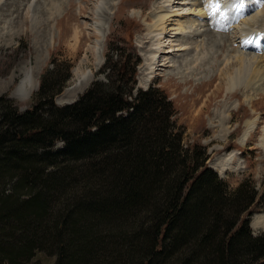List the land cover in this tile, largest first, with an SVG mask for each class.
Segmentation results:
<instances>
[{"label":"trees","instance_id":"obj_1","mask_svg":"<svg viewBox=\"0 0 264 264\" xmlns=\"http://www.w3.org/2000/svg\"><path fill=\"white\" fill-rule=\"evenodd\" d=\"M123 50L72 104H55L72 66L54 61L31 108L0 97V264L38 251L56 264H264L251 227L264 193L250 177L230 188L205 148L183 145L167 97L135 96L138 58Z\"/></svg>","mask_w":264,"mask_h":264},{"label":"rangeland","instance_id":"obj_2","mask_svg":"<svg viewBox=\"0 0 264 264\" xmlns=\"http://www.w3.org/2000/svg\"><path fill=\"white\" fill-rule=\"evenodd\" d=\"M117 1L114 5L113 0H0V97L14 99L20 111L31 108L41 76L46 69L54 67V61L60 66H72V77L54 98L55 104H72L94 80L105 79L101 72L108 49H125V54L132 53L139 62L135 96L138 88L158 89L173 106V118L183 130L186 148H205L209 154L208 165L230 188H236L250 177L264 193V79H253L254 72L247 75V66L236 58L239 49L243 50L240 36L255 28L256 41L259 39L261 46L252 54L261 60L257 71H264V0H236L238 4L256 3L247 16L259 12L253 22L243 19L247 24L243 31L232 28L242 20L231 16L230 5L220 0L218 9L207 13L203 22H199L203 16H193L197 20L188 22L185 35L176 33L179 32L174 30L177 25L170 26L169 41L178 39L176 44L188 48L163 53L158 60L152 53L156 39L152 24L168 5L167 0ZM209 1L197 0L196 6ZM185 2L180 1L179 5ZM31 4L33 9L28 11ZM5 19L9 24L2 22ZM172 19L171 23L175 24V17ZM167 25L170 23L164 26ZM161 35L165 36L162 32ZM168 50L171 49H165ZM28 70L37 75L38 88L29 96L16 97L15 88L23 72ZM83 74L88 80L82 85L84 88L77 87ZM149 75L152 78L147 80ZM60 96L71 100L60 103ZM62 147L63 142L58 141L54 149ZM257 215H264V208L259 207L251 217L253 232L260 234L264 227L253 226ZM56 262L57 256L38 251L28 264Z\"/></svg>","mask_w":264,"mask_h":264},{"label":"bare ground","instance_id":"obj_3","mask_svg":"<svg viewBox=\"0 0 264 264\" xmlns=\"http://www.w3.org/2000/svg\"><path fill=\"white\" fill-rule=\"evenodd\" d=\"M2 1V0H1ZM112 0H108V2H110ZM114 1V5H117L118 1L117 0H113ZM182 1L184 2L185 0H167L166 3H168V5H166L157 15L156 21L152 24V29L153 32H156V39L153 42V57L156 58L157 60L162 57L163 53H170V51H180L183 49H187L188 47H185L184 45H182L181 43L176 44V42H179L178 39L175 40H170L169 41V34L171 32V27L172 25H177L178 27L176 29H174L175 31H179L176 32L177 34H184V30L187 28L186 25H188L189 21H193V20H197L195 17L193 16H203L201 17V21L199 22H203L205 20V15L209 12L213 13L212 8L209 7V2L206 5H197V0H186V2L184 4L179 5V2ZM190 1V4H188V2ZM227 2L230 5L231 8V13L233 17H237V19L242 20L240 24H235L236 26H233V29H244V27L247 26L246 23H243V19H247L249 22H253L255 18L259 17V12L256 13L254 16H247L248 11H250L251 6L256 4L255 2L253 4H243V2H241L240 4L239 1L237 2L236 0H232L234 3H229L226 0H220L219 2ZM218 2V3H219ZM107 4V2H106ZM187 10L185 9V6H190ZM226 5V4H224ZM250 5V6H249ZM178 6H182L181 8H178ZM176 8V9H175ZM28 11H32V4L28 6ZM210 9V11H208ZM36 9H34L35 11ZM254 10V9H253ZM191 12V13H190ZM112 13V11H111ZM33 14V13H32ZM1 15V14H0ZM190 15V16H188ZM173 17H175L174 22H176L175 24L171 23L173 21ZM184 17L188 18V21H184ZM29 18V17H28ZM32 19V18H31ZM34 20V19H33ZM236 20V18H235ZM237 20V21H238ZM3 23L5 22H9L7 19L2 20ZM197 22V23H199ZM22 23V22H21ZM102 23V20H101ZM166 23H170V25H167L166 27L164 26ZM232 23V21H231ZM9 24V23H8ZM193 23H191L192 25ZM232 25V24H230ZM22 26V25H21ZM159 26H162V29L160 27V31H159ZM257 27V26H256ZM188 28L190 29L191 27L188 26ZM200 28V27H199ZM242 29V31H243ZM246 29V28H245ZM3 30V29H2ZM173 31V30H172ZM239 31V30H238ZM164 34L165 36L161 35ZM164 32V33H163ZM245 32V30H244ZM101 33V32H100ZM185 35V34H184ZM254 35V36H253ZM182 36V34H181ZM258 36L257 30L254 28L253 32L248 33L245 32V34H242L240 36L241 41H240V47L243 48V50L239 49V54L236 53V58L238 60V62L244 63L247 67H246V71H247V75L250 74L251 72H254V74L252 75L253 79H256L258 77V79H256V81L258 80H263L264 79V71L260 72L259 70L257 71V68L259 69L260 64H261V60H258V56H256L255 54H252V51L257 50L259 48V46H261V44H259L261 41H259V39L256 41V38ZM174 39V38H173ZM168 42V44H167ZM188 46V44L186 45ZM168 51H165V49ZM247 49H250L249 52H246ZM163 61L166 63L167 60L163 59ZM163 66H165L163 64ZM239 71V70H238ZM32 70H28L23 72V77L20 80L18 86L15 88V93L14 95L16 97H24V96H29L30 94H32L37 88H38V80H37V75H32ZM246 75V76H247ZM87 75L83 74L79 76V80L77 83V87L82 85H85V81H87ZM251 77V78H252ZM152 77L149 75L147 77V80H150ZM84 83V84H83ZM84 88V87H82ZM81 89V88H80ZM72 91V90H71ZM71 98L66 96H60L58 98V101L60 103L62 102H67L70 101ZM221 169H226V167L221 168ZM253 226L254 227H264V215H257L254 218L253 221ZM259 228V227H258Z\"/></svg>","mask_w":264,"mask_h":264},{"label":"snow or ice","instance_id":"obj_4","mask_svg":"<svg viewBox=\"0 0 264 264\" xmlns=\"http://www.w3.org/2000/svg\"><path fill=\"white\" fill-rule=\"evenodd\" d=\"M209 7L212 8L213 11H215L216 9H218V7H219L218 0H210Z\"/></svg>","mask_w":264,"mask_h":264}]
</instances>
